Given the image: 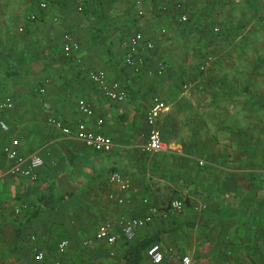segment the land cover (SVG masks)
I'll return each mask as SVG.
<instances>
[{
	"label": "crops",
	"instance_id": "0c3cea01",
	"mask_svg": "<svg viewBox=\"0 0 264 264\" xmlns=\"http://www.w3.org/2000/svg\"><path fill=\"white\" fill-rule=\"evenodd\" d=\"M222 1L45 0L40 10L37 0H0V98L13 103L0 109L7 125L0 129V264H113L105 252L124 264L129 244L145 235L159 237L158 264H182L183 255L189 264H264V105L250 107L247 79L229 71L237 61L199 69L198 50L235 31L223 24ZM137 31L154 47L140 49L145 61L134 71L121 42ZM64 32L79 43L70 56L62 52ZM99 70L118 82L123 100L95 85L90 72ZM155 97L168 105L156 121L168 148L150 153L146 113ZM79 99L91 115L78 110ZM78 121L109 136L112 148L87 147L74 135ZM14 138L19 154L43 159L33 179L9 171L3 148ZM114 172L128 181L125 190L111 181ZM171 198L184 208L167 219ZM150 206L158 214L127 241L122 225ZM102 223L115 241L83 247ZM36 251L45 261L33 258ZM140 264L154 263L145 256Z\"/></svg>",
	"mask_w": 264,
	"mask_h": 264
},
{
	"label": "built area",
	"instance_id": "2783aa9c",
	"mask_svg": "<svg viewBox=\"0 0 264 264\" xmlns=\"http://www.w3.org/2000/svg\"><path fill=\"white\" fill-rule=\"evenodd\" d=\"M264 3V0H261ZM46 2L44 0L38 1V7L40 9H45ZM142 13V10H139ZM34 14L29 15L31 19L34 18ZM184 15L180 16V20H185ZM218 30L214 27V31ZM163 31V30H162ZM121 47L125 50L124 61L130 66L134 71H138L140 66L145 61V56L140 53V49L151 50L154 47V43L150 40H145L142 33L137 31L125 38L121 42ZM62 52L65 56L72 55L73 52L79 49V43L72 37L70 33H63L62 35ZM204 62L199 65L201 71L206 70L212 63L211 56H207ZM90 78L95 83V85L105 94V96L111 101H121L123 100L125 93L119 86L117 81H107L104 71H91ZM43 87L38 88V91L42 92ZM13 105L12 99L10 97L0 98V109H9ZM78 110L84 115L92 114V107L85 99H79L77 102ZM168 109V105L158 99L153 98L152 104L146 113V122L149 125V131L147 133V139L144 144V150L147 152H160L168 148L167 143L161 136L159 129L156 127V121L161 114V112ZM49 123L53 124L59 128L64 134H71L72 130L69 126L63 125L61 121L55 118H48ZM98 123L101 119L97 120ZM0 129L7 130V125L1 120ZM74 135L80 139L87 147L92 150L106 152L112 148V140L109 136L89 129L83 121H78L76 123V128L74 130ZM18 144L17 139H11L9 144L5 145L3 151L6 157L11 160L12 164L9 169L10 173L20 174L22 176L29 177L30 179L35 178V170L43 164V159L40 155L36 153H30L27 155H21L17 152L16 145ZM111 181L116 182L120 189L125 190L128 187V181L122 177L117 172H114L110 176ZM117 202L121 203L122 198H116ZM167 212L178 214L182 212L184 208V203L179 198H171L167 204ZM165 212V211H164ZM166 213V212H165ZM163 213V215L165 214ZM158 214V209L154 206H150L149 213L141 217H131L121 227L122 235L126 239H130L134 235V229L138 226L148 223L152 216ZM103 240L107 243H113L116 239V235L112 232L110 225L108 223L100 224L93 237L88 238L84 243H90L92 240ZM68 245V240L63 239L57 244V251L63 253ZM164 255V250L160 244H152L146 251V256L148 259L154 263L158 264L162 261ZM35 259L41 260L43 258V253L41 251H36L34 254ZM182 264H189L190 257L188 255L182 256ZM57 264V263H56Z\"/></svg>",
	"mask_w": 264,
	"mask_h": 264
},
{
	"label": "rangeland",
	"instance_id": "374dc122",
	"mask_svg": "<svg viewBox=\"0 0 264 264\" xmlns=\"http://www.w3.org/2000/svg\"><path fill=\"white\" fill-rule=\"evenodd\" d=\"M228 3L231 12L227 10ZM220 10L222 11L223 24L234 25L235 31L230 33L226 39L221 40L220 44L211 43L208 45L206 43L204 47H201L198 50L201 55L200 61H205L207 56H211L213 61H237L229 71L232 70L231 72L240 79H247L250 93L246 95V99L250 100V107L258 109L261 107L260 104L264 105V3L261 0H228L221 2ZM163 33H166L165 28H160V34ZM252 116L259 117L256 113H253ZM166 215L164 214V218L167 219L175 216V214ZM132 239L126 240L131 241ZM84 244L86 246L83 247H87L91 243ZM110 254L105 252L103 260L106 259L108 262L116 264L114 255ZM33 258L35 259L34 256Z\"/></svg>",
	"mask_w": 264,
	"mask_h": 264
},
{
	"label": "trees",
	"instance_id": "16d2710c",
	"mask_svg": "<svg viewBox=\"0 0 264 264\" xmlns=\"http://www.w3.org/2000/svg\"><path fill=\"white\" fill-rule=\"evenodd\" d=\"M38 1L39 0H37V7H38ZM46 7H47V5H46ZM40 10H43V9H40ZM78 10L85 12L86 7L81 6L78 8ZM31 14H34V13H31ZM34 15H35L34 18L37 17L36 12ZM122 40H124V39H122ZM43 202L46 203L47 199L44 200ZM158 240H159V237L157 235H148V236L145 235V236H142V237L132 241L129 244V247L127 248L125 254L123 255V263L124 264H140L141 261L146 256L147 249L152 244L158 243Z\"/></svg>",
	"mask_w": 264,
	"mask_h": 264
}]
</instances>
